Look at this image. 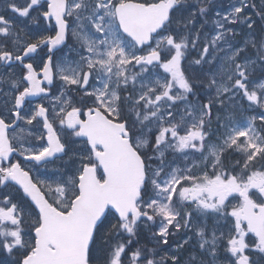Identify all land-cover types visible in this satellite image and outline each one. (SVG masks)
<instances>
[{
	"label": "snow or ice",
	"instance_id": "obj_1",
	"mask_svg": "<svg viewBox=\"0 0 264 264\" xmlns=\"http://www.w3.org/2000/svg\"><path fill=\"white\" fill-rule=\"evenodd\" d=\"M0 264H264V0H7Z\"/></svg>",
	"mask_w": 264,
	"mask_h": 264
},
{
	"label": "rangeland",
	"instance_id": "obj_2",
	"mask_svg": "<svg viewBox=\"0 0 264 264\" xmlns=\"http://www.w3.org/2000/svg\"><path fill=\"white\" fill-rule=\"evenodd\" d=\"M226 0H223V1H218V4H222L223 6H225V2ZM6 2L7 0H0V10H2L5 6H6ZM29 24H31V22L29 21ZM18 25L20 27H25V22L23 20V18H20V20L18 21ZM42 176L45 174V170H41V173H40Z\"/></svg>",
	"mask_w": 264,
	"mask_h": 264
}]
</instances>
